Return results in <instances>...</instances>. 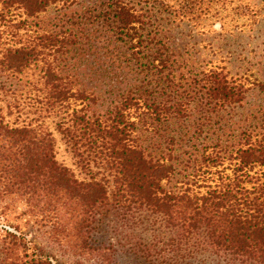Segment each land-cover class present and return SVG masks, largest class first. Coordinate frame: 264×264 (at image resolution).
<instances>
[{
    "label": "trees",
    "instance_id": "trees-1",
    "mask_svg": "<svg viewBox=\"0 0 264 264\" xmlns=\"http://www.w3.org/2000/svg\"><path fill=\"white\" fill-rule=\"evenodd\" d=\"M224 1L206 0L204 10ZM60 2L0 0V197H25L50 237L102 264H110V249L88 238L107 209L126 220L153 218L169 236L171 254L201 247L231 263L264 264V109L258 126L227 149L200 138L209 124L203 120L240 106L250 87L215 68L185 97L175 90L136 91L97 113L98 96L73 87L68 63L61 64L70 34L44 32L36 21ZM192 5L195 0L182 15L197 22ZM108 6L114 33L133 61L145 73L162 74L158 1L108 0ZM197 113L194 151L185 153L188 141L164 131ZM56 135L84 179L58 162ZM0 264L53 263L28 247L18 228L3 227Z\"/></svg>",
    "mask_w": 264,
    "mask_h": 264
},
{
    "label": "rangeland",
    "instance_id": "rangeland-1",
    "mask_svg": "<svg viewBox=\"0 0 264 264\" xmlns=\"http://www.w3.org/2000/svg\"><path fill=\"white\" fill-rule=\"evenodd\" d=\"M156 1L160 16L155 31L166 60L162 74L145 73L144 67L130 57L127 47L114 33L108 0H61L36 21L44 32L70 34L73 43L61 64L68 63L73 87L91 90L98 96V103L92 106L97 113H104L123 95L136 91L144 94L175 90L185 97L215 68L223 69L228 79L241 78L250 87L243 103L203 120L209 124L200 138L211 143L219 141L227 149L242 133L258 126L264 109V0H225L209 12L204 10L206 0H195L191 8L198 16L197 22L182 15L184 5L193 0ZM171 12L178 14L173 22L168 18ZM17 18L23 20L21 15ZM198 116L194 114L183 124L173 122L164 131L188 141L181 150L185 153L194 151L191 132ZM56 140L58 162L78 179H84L85 174L76 167L58 135ZM157 140L162 143L164 139ZM97 220L88 243L108 247L110 264H237L201 247L189 248L191 251L179 255L169 253V236L153 218L144 215L126 220L118 211L107 209ZM42 223L30 213L25 197H0V228H18L28 247L42 250L53 264H102L92 253L80 256L64 241L50 237L47 225ZM31 252L26 251L28 255Z\"/></svg>",
    "mask_w": 264,
    "mask_h": 264
}]
</instances>
